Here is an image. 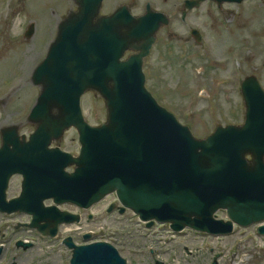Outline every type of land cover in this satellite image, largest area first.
<instances>
[{
	"label": "water",
	"instance_id": "95a60500",
	"mask_svg": "<svg viewBox=\"0 0 264 264\" xmlns=\"http://www.w3.org/2000/svg\"><path fill=\"white\" fill-rule=\"evenodd\" d=\"M77 2L81 13L61 24L55 46L34 74L42 90L31 119L39 123L33 135L37 149L42 139L49 144L75 126L81 151L74 157L47 147L51 181L37 192L81 207L116 192L121 212L128 208L147 226L168 223L175 231L227 233L234 223L264 220V91L259 85L244 84L248 112L243 125H219L208 137L197 138L146 88L141 58L147 48L121 60L127 48H138V41L155 29L149 19L158 16L136 22L117 12L95 23L98 0ZM88 89L100 92L108 108L107 122L100 126L90 125L81 110V95ZM5 138L11 137L5 133L1 164L10 153L20 152L13 158L20 161L29 156L25 148H10L14 142ZM67 164H75L73 172L64 170ZM10 174V167L0 168V208L8 211L19 208L27 195L23 191L15 204L2 205ZM21 208L33 211L36 222L47 221L38 223L44 232L51 222L72 216L41 204ZM221 209L228 221L217 218ZM259 231L264 234V225ZM69 245L74 249L71 264H127L109 242Z\"/></svg>",
	"mask_w": 264,
	"mask_h": 264
},
{
	"label": "rangeland",
	"instance_id": "374dc122",
	"mask_svg": "<svg viewBox=\"0 0 264 264\" xmlns=\"http://www.w3.org/2000/svg\"><path fill=\"white\" fill-rule=\"evenodd\" d=\"M151 1L154 7L171 13L172 20L161 30L159 42L146 61L149 89L198 137L209 135L217 125L242 123L241 78L256 73L264 82V3L249 0L223 4L217 9L215 3L207 2L187 22L203 33L204 41L198 44L185 32L188 28L184 31L181 26L179 13L175 11L178 0ZM145 2L109 0V6L132 4L133 12L139 14L144 11ZM72 7H76L73 0H0V98L3 100L0 126L16 122L18 126L24 125L21 131L29 128L26 116L40 91L31 82V73L44 58L58 22ZM31 23L34 32L26 37ZM202 89L206 95L199 94ZM82 106L92 124L106 120L107 107L97 92L87 91ZM60 142L63 149L76 152V130H67ZM17 186L18 179L11 190ZM112 199L109 197L96 208L93 219H88L91 211L82 212L85 220L80 225H63L58 237L46 241L39 239L34 229L24 226L30 219L27 215L0 214V242H5L0 264H68L70 249L61 247L58 240L62 235L72 234L76 242L83 243L81 234L85 230L92 231L94 239L112 241L128 264H156L155 257L168 264H213L215 259V264H225L233 241L247 234L243 228L228 236L215 237L194 230L173 233L168 226L157 223L146 227L129 210L122 214L117 210L108 214L102 211ZM18 221L22 224L17 226ZM18 238L31 240L33 244L16 247ZM238 250L256 251L252 264H264V238L245 241Z\"/></svg>",
	"mask_w": 264,
	"mask_h": 264
},
{
	"label": "flooded vegetation",
	"instance_id": "af4514ba",
	"mask_svg": "<svg viewBox=\"0 0 264 264\" xmlns=\"http://www.w3.org/2000/svg\"><path fill=\"white\" fill-rule=\"evenodd\" d=\"M165 1L167 2L168 0H165ZM210 1L211 0L202 1V2H200L198 4V0H178V3L175 4V7L177 9L175 11L179 13V18H180V20L182 22L181 26L184 28V31L186 30L185 28H188L185 32L190 33V37L189 38L190 39H194V41L196 43H201L203 41V35L200 33V31H199V33H200L201 37H200V35L198 33L194 34L193 30H198V28H196V27H194L192 25H188L187 22L192 17L191 15L193 14V12L195 10L202 8L207 2H210ZM246 1H249V0H237V2L234 1L232 4H242L243 2H246ZM257 1H258V3H264V0H257ZM149 4H151V2L150 1H146V3H145V11H146L147 6ZM106 5H108V7H107L108 12H106V10H107L106 9ZM109 5H110L109 4V0H104L103 1V9H102L103 14H108V13L110 14V13L114 12L118 8V5L116 7L112 6V4H111V6H109ZM216 6H217V9H221L222 8L221 4L220 5H216ZM129 7L131 8L130 5H129ZM70 10L71 9L69 8L68 12ZM145 11L142 14H144ZM166 13L168 14L167 16L169 18V24H170L171 20H172L171 13H168V12H166ZM142 14H140V15H142ZM185 24H187V27L185 26ZM168 25H163V26L160 27V29L158 30V36H159L161 30L164 27L168 26ZM27 35L29 37V32L25 34L26 37H27ZM30 35H31V33H30ZM199 41H201V42H199ZM241 87H242V85H241ZM88 219H91L90 216L88 217ZM154 259L157 261L156 257Z\"/></svg>",
	"mask_w": 264,
	"mask_h": 264
},
{
	"label": "bare ground",
	"instance_id": "6f19581e",
	"mask_svg": "<svg viewBox=\"0 0 264 264\" xmlns=\"http://www.w3.org/2000/svg\"><path fill=\"white\" fill-rule=\"evenodd\" d=\"M15 51V50H14Z\"/></svg>",
	"mask_w": 264,
	"mask_h": 264
}]
</instances>
